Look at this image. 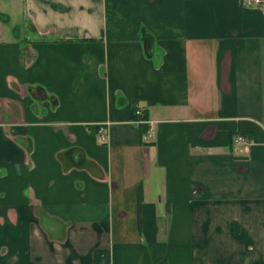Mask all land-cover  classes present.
Segmentation results:
<instances>
[{
    "label": "crops",
    "instance_id": "0c3cea01",
    "mask_svg": "<svg viewBox=\"0 0 264 264\" xmlns=\"http://www.w3.org/2000/svg\"><path fill=\"white\" fill-rule=\"evenodd\" d=\"M8 1L0 264H264V2Z\"/></svg>",
    "mask_w": 264,
    "mask_h": 264
},
{
    "label": "rangeland",
    "instance_id": "374dc122",
    "mask_svg": "<svg viewBox=\"0 0 264 264\" xmlns=\"http://www.w3.org/2000/svg\"><path fill=\"white\" fill-rule=\"evenodd\" d=\"M11 3H9L8 0H0V10L1 11H5L8 14H10V19L3 21V26H6V32H10L12 29V33L17 34L18 37L24 35L27 31H26V27L23 26L22 23V15L20 13V10L17 9V5H10ZM8 9V10H7ZM5 19V18H3ZM2 26V28H3ZM15 29V30H14ZM14 30V31H13ZM22 40V39H21ZM20 40V41H21Z\"/></svg>",
    "mask_w": 264,
    "mask_h": 264
},
{
    "label": "built area",
    "instance_id": "2783aa9c",
    "mask_svg": "<svg viewBox=\"0 0 264 264\" xmlns=\"http://www.w3.org/2000/svg\"><path fill=\"white\" fill-rule=\"evenodd\" d=\"M242 3H244L245 5H261L264 0H241ZM137 116L141 115V112L136 111L135 113ZM143 123H147V122H143ZM99 135H100V139L102 143H106L107 139L106 136L104 135V130L102 128L99 129L98 131ZM152 137V132L150 131V129L147 130V132L142 136L141 140L143 143H148V140ZM233 145L235 147H239L242 151V154H245L244 152L247 151L249 142L248 139H246L245 136L241 135V134H236L233 137Z\"/></svg>",
    "mask_w": 264,
    "mask_h": 264
},
{
    "label": "trees",
    "instance_id": "16d2710c",
    "mask_svg": "<svg viewBox=\"0 0 264 264\" xmlns=\"http://www.w3.org/2000/svg\"><path fill=\"white\" fill-rule=\"evenodd\" d=\"M0 16L2 17L3 16V14H1L0 13ZM5 19H2V21H4ZM136 118V117H135ZM142 120L143 121H146L147 120V117H145V115L144 116H142ZM143 122H140V125H139V130H140V138H142V136L147 132V130H148V126L147 125H145V124H142ZM141 142H142V140H141ZM143 143V142H142Z\"/></svg>",
    "mask_w": 264,
    "mask_h": 264
}]
</instances>
